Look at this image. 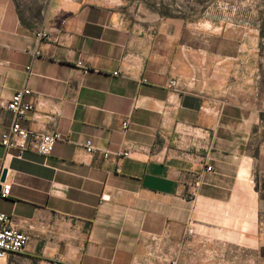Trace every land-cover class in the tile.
<instances>
[{
	"label": "crops",
	"instance_id": "0c3cea01",
	"mask_svg": "<svg viewBox=\"0 0 264 264\" xmlns=\"http://www.w3.org/2000/svg\"><path fill=\"white\" fill-rule=\"evenodd\" d=\"M201 35L111 0H0V212L30 237L0 264H264L261 66ZM25 87L24 124L66 137L49 155L1 143Z\"/></svg>",
	"mask_w": 264,
	"mask_h": 264
},
{
	"label": "rangeland",
	"instance_id": "374dc122",
	"mask_svg": "<svg viewBox=\"0 0 264 264\" xmlns=\"http://www.w3.org/2000/svg\"><path fill=\"white\" fill-rule=\"evenodd\" d=\"M32 13L45 6L49 0H19ZM131 17L160 16L181 19L202 33V37L213 39L215 49L225 38V46L242 41L255 46L246 51L253 61L259 60L261 82L264 90V0H111ZM205 34V35H204ZM228 48L226 47V50ZM250 76H247L249 78ZM264 118V114H263ZM261 154H258V143ZM255 147L257 155L256 174L264 184V128L256 131ZM248 264V263H247Z\"/></svg>",
	"mask_w": 264,
	"mask_h": 264
},
{
	"label": "built area",
	"instance_id": "2783aa9c",
	"mask_svg": "<svg viewBox=\"0 0 264 264\" xmlns=\"http://www.w3.org/2000/svg\"><path fill=\"white\" fill-rule=\"evenodd\" d=\"M40 39L49 38L46 31L38 33ZM78 66L84 68V72H89V69L84 66L82 61L77 63ZM119 72H115L118 74ZM176 84L175 80L170 81V85ZM32 90L25 87L13 94L11 99L7 102V109L12 115V123L9 128L1 135V143L8 150H17L18 155H22L26 150L32 149L40 154L49 155L54 150L59 141L66 140V137L60 132H41L32 129L24 124L28 115L35 109V104L28 99ZM130 126L129 119L123 121L122 127L127 131ZM85 148L88 153L95 151L94 143L91 139L85 143ZM130 150H123L118 152L120 157H128ZM110 152H104V156L108 157ZM207 170H212L211 166ZM2 171H0V197H8L12 191V184L1 179ZM196 185L200 183L199 177L195 182ZM29 235L23 231L14 221L11 215L0 212V259H7L11 254L23 253L29 242ZM57 264V263H55Z\"/></svg>",
	"mask_w": 264,
	"mask_h": 264
},
{
	"label": "water",
	"instance_id": "95a60500",
	"mask_svg": "<svg viewBox=\"0 0 264 264\" xmlns=\"http://www.w3.org/2000/svg\"><path fill=\"white\" fill-rule=\"evenodd\" d=\"M7 173H8V170L7 169H3V171H2V177H1V179L3 181L6 179Z\"/></svg>",
	"mask_w": 264,
	"mask_h": 264
}]
</instances>
